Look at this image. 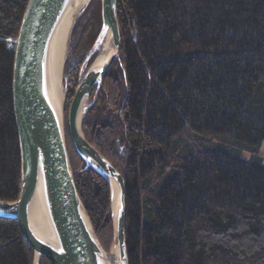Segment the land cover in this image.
<instances>
[{"label": "trees", "instance_id": "16d2710c", "mask_svg": "<svg viewBox=\"0 0 264 264\" xmlns=\"http://www.w3.org/2000/svg\"><path fill=\"white\" fill-rule=\"evenodd\" d=\"M28 1L0 0L1 200L21 192L12 83ZM117 14L120 57L92 90L82 129L124 177L129 264H264V0H117ZM101 26V0H91L69 58L88 52ZM79 66L68 84L67 149L108 252L110 187L67 124ZM34 257L18 221L0 216V264Z\"/></svg>", "mask_w": 264, "mask_h": 264}, {"label": "water", "instance_id": "95a60500", "mask_svg": "<svg viewBox=\"0 0 264 264\" xmlns=\"http://www.w3.org/2000/svg\"><path fill=\"white\" fill-rule=\"evenodd\" d=\"M77 1L29 0L25 8L15 40L12 83L21 151V192L16 200L0 199V216L18 221L25 240L35 251L33 264H40L43 257L55 264H129L124 177L88 141L82 129L83 114L90 105L92 90L99 87L120 57L117 0H101L102 26L87 57L99 55L80 77L68 113V129L77 152L99 171L110 187L114 223L110 253L105 251L96 234L74 179L66 141L67 94L60 105L53 89L52 49L64 18ZM64 65L65 58L63 69ZM36 196L41 198L51 225V239L40 234L31 221ZM114 252L116 256L112 259Z\"/></svg>", "mask_w": 264, "mask_h": 264}, {"label": "bare ground", "instance_id": "6f19581e", "mask_svg": "<svg viewBox=\"0 0 264 264\" xmlns=\"http://www.w3.org/2000/svg\"><path fill=\"white\" fill-rule=\"evenodd\" d=\"M87 1L88 0H78L75 6L68 12L58 30L52 49L51 63L53 89L60 105H63L66 95L63 63L67 51L69 33L75 21L76 15L79 13L80 8L87 3ZM111 183L115 188H117V184L114 180H112ZM30 216L35 229L44 237L51 239L53 237V232L39 196H36L34 199ZM115 256L116 252L112 254V259H115Z\"/></svg>", "mask_w": 264, "mask_h": 264}, {"label": "rangeland", "instance_id": "374dc122", "mask_svg": "<svg viewBox=\"0 0 264 264\" xmlns=\"http://www.w3.org/2000/svg\"><path fill=\"white\" fill-rule=\"evenodd\" d=\"M91 2V1H90ZM88 5V3L83 7V8H81V10L79 11V13L76 15V18H75V21H74V23H73V25H72V27L71 28H73L74 29V26H75V24H76V22H77V20L80 18V16H82L83 14H84V12L86 11V8L88 7L87 6ZM73 29L71 30L72 32H73ZM72 32L71 33H69V39H68V46H67V51H66V57H65V65H64V85H65V88H66V94H67V91H68V84H69V79H70V74H71V72H72V69L74 68V66H77V65H79L80 64V66H79V68H80V72H79V80H78V83H79V81H80V77L81 76H83L84 75V73L88 70V68H89V66L93 63H91V64H89V60H90V58L92 57V56H90L89 58L87 57V55L89 54V52L91 51V49H92V47L94 46V44H95V42H96V40H95V42H94V44H93V46L91 47V49L88 51V52H86L85 54H78V55H75V56H73V57H71V58H69V53H70V49H71V43H72ZM71 34V35H70ZM98 37V36H97ZM97 39V38H96ZM104 44V43H103ZM99 55V53H97V55H96V57ZM69 59V62H70V66H68L67 67V64H66V62H67V60ZM95 60V59H94ZM70 67V68H69ZM68 69H70V70H68ZM78 86V85H77ZM77 89V88H76ZM89 102H90V100H89ZM69 113V112H68ZM65 121H66V111H65ZM67 124H68V120H67ZM261 154L264 156V144L262 145V148H261ZM71 162V161H70ZM72 166V165H71ZM74 171V170H73ZM112 225H113V242H114V223H113V220H112ZM113 242H112V244H111V247H110V249H109V251L107 252L106 250V252L107 253H110V251L112 250V246H113ZM104 248V247H103Z\"/></svg>", "mask_w": 264, "mask_h": 264}]
</instances>
